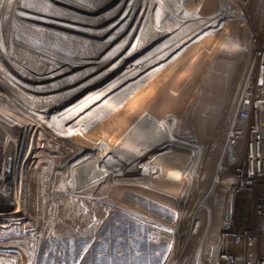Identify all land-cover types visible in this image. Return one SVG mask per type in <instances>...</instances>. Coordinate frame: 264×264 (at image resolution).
I'll return each instance as SVG.
<instances>
[{"label":"rangeland","instance_id":"rangeland-1","mask_svg":"<svg viewBox=\"0 0 264 264\" xmlns=\"http://www.w3.org/2000/svg\"><path fill=\"white\" fill-rule=\"evenodd\" d=\"M44 1L52 11L55 1ZM22 3L0 0V32L5 37L15 31L12 18L18 13L31 31L32 25L38 27L37 33L45 36L39 40L45 41L37 42L41 52L22 51L24 60L17 65L3 62L9 73L3 69L0 78L13 74V83L24 85L21 93L29 106L21 104L14 86L0 82V87L26 110L32 112V105L51 108L44 111L46 119L36 118L48 129L49 150L59 149L36 148L30 153L35 161L20 163L21 184L11 183L17 187L12 194L17 205L1 202L0 207V264H196L203 237L200 264L206 256L217 258L223 217L215 206L225 214L224 193L237 169L222 150L235 118L240 81L260 59L257 51L264 50V0H97L84 1L79 10L57 7L59 14L48 15L40 11L44 2L28 0L27 9L37 7L39 13L25 14V19L18 11ZM22 74L32 76L35 84ZM61 85L62 90L55 88ZM151 125L162 128V138L159 130L149 133L157 143L173 130L172 157H183L164 164L182 173H125L133 166L138 172L139 160L132 155L139 152V135ZM164 151L161 146L156 153ZM220 165L227 168L220 175L223 185L206 199L203 188ZM5 169L3 165L0 175H6ZM27 173L43 203L41 208L37 195L36 201L30 197L35 213L25 212ZM182 194L187 203L180 220L174 215L175 198ZM258 196L264 202V188L235 197V229L255 226L251 212ZM202 205L213 207L212 220L209 224L201 216L193 234L199 217L191 218V229L185 217ZM157 233L162 239L152 244ZM207 246L210 252L204 256Z\"/></svg>","mask_w":264,"mask_h":264},{"label":"bare ground","instance_id":"bare-ground-1","mask_svg":"<svg viewBox=\"0 0 264 264\" xmlns=\"http://www.w3.org/2000/svg\"><path fill=\"white\" fill-rule=\"evenodd\" d=\"M36 1H38V3H41V2L45 3V4L43 3L44 6H41V10H40L41 12H44L46 14L49 11V12L54 13V14H59L60 11L57 10V9H59L57 7L62 6V8H60L59 10H61V9L63 10V8H65V9L72 8V10L73 9L79 10V8H82V4L84 1L91 4V2L97 1V0H64V1L63 0L62 1L61 0H54L55 2H52V4H54L52 11H50V9H49V5L51 3H47L44 0H36ZM101 1L103 3H105V0H101ZM175 1L179 2V0H175ZM173 2H174V0H173ZM27 5H28V0H23V3L21 4V6L18 9V11H21L24 13L23 18L25 16V14H26V16H28V14H30L31 12L33 14L38 15L37 13H39V11L36 12V10H35V8H37V7H34V10L32 11V10H29L30 8L27 9ZM29 6H30V4H29ZM90 7H92V6H90ZM94 7H95V5H94ZM38 9H40V7H38ZM91 11H93V10H91ZM12 13H14V12H12ZM82 13H85V12L83 11ZM41 14H43V13H41ZM46 15H48V14H46ZM6 16L8 17V14H6ZM37 20L39 21V19H37ZM10 23H11V20H10ZM30 24H32V23H30ZM44 24H46V23H44ZM11 26H12L11 31H13V30H15V31L12 33L11 32L7 33L8 30H6L7 35L5 37L3 35L4 32H2V33L0 32V40L4 41V48L0 50V71H3V69H4V71L6 73H9V72L6 71L7 69L5 70L6 64L3 65V62H5L7 60H11L12 62H14L13 64H16L17 62L20 63L19 60H24L23 58H21V54L23 55L22 51H26V53H27L26 49H32L33 51H40L39 48L36 49L37 42L42 41L43 38L39 40V37L44 36V35L37 33L36 30L38 29V27L37 26L35 27V25H32V26H34V28H33V31H31L30 28L27 27V25L25 23H23L22 17H20L18 15V13H16V15L14 16V19L12 18V25ZM4 28H5V24H4ZM210 28H212V27L210 26ZM8 29H10V28H8ZM18 32L22 33V34L25 33V34L22 37L21 34H18ZM46 33L48 34L47 36H51L50 31L46 30ZM66 39H68V38H66ZM43 41H45V40L43 39ZM47 42H52V41H47ZM56 43H58L57 40H56ZM45 51H47V50H45ZM42 52H43V50H42ZM58 52L60 53L61 51H56V53H58ZM48 57L53 58L52 56H48ZM40 61H45V60L41 59ZM35 64H37V63H35ZM54 73H56V72L54 71ZM22 75H24V77H25L24 79L22 77V79L26 80V81L28 80L27 81L28 84H30L32 86H33V84H35L34 83L35 81L33 82L32 76L29 77V75H27V76H25V74H22ZM34 79H36V78H34ZM13 80H14L13 74L8 79H7V77L6 78L5 77L0 78V82L4 83L6 86H8V87L14 86L12 89L16 92L15 95L18 98V100L21 101L22 105L23 104L28 105L27 104V102L29 103L28 98L24 97L21 93V92H23L22 88L24 87V85L22 86L21 83H19L20 85L14 84ZM52 80H54V79H52ZM34 86H36V85H34ZM55 88H59L62 90V85H61V87L58 86ZM40 89H42V88H40ZM7 90L0 87V143L2 145L1 146L2 149L0 148V172L3 169V165H4V167H6V169H5L6 175H0V190H3V192L0 191V207L3 204L1 202H8V203L12 202L13 207H14V205H17L18 197L17 196L15 197L12 195V194H14L15 191H17V187L15 188V186H12L11 183H20L21 184L20 178H19V180H17V176H18L17 171L21 168L20 163L22 164L24 160H26V163H30L32 160L33 161L36 160L37 157L33 158L32 155H30L31 152H35L36 148L39 149L38 151H45L46 150L48 152H57V150L59 149L58 147H53L51 150H49V138L47 136V130L48 129L36 118V116L37 117L40 116V117L46 119L47 116L45 115L44 111H46V112L51 111V108H46L45 107L46 105L45 106L43 105L46 108V110H43L41 107L42 105L37 106V107L35 105H32V112L30 110H26V109L21 107L20 103L17 102L14 99V97L11 96L10 93H8L9 90L8 91ZM23 94L31 96L27 92H24ZM34 98H35V96H34ZM57 101H58V99H57ZM67 111H69L68 113H70L72 110H67ZM67 111H61V112L63 113V112H67ZM61 112H59V114H61ZM32 113H35V115H33ZM57 116H58V113L54 115L55 118H57ZM49 121H51V120H49ZM75 121H77V118L75 119ZM51 122H53V121H51ZM72 122H73V120H72ZM54 124H56V123H54ZM58 125H59V123H58ZM68 125H66L65 123L62 124V126L66 127V128L68 127ZM158 130L161 132V138H162V136H163L162 128L159 129L157 127H154V125H151L148 130L143 129L141 135H139V137H141V140L139 139V144H140L139 145V152L136 155H132L133 157H137L138 158L137 160H139L136 162L137 164H139V170H138V172H136V169H134L136 167L133 166V167H131V169L127 168L129 170H126L125 173H148L149 176L154 175L156 177H158L157 173H163L165 175H169V174L174 175L175 171L169 170L168 166H165L164 163L167 164L169 161H171V159L172 160L173 159L174 160L181 159L183 157V155L182 154L181 155H175L174 158L172 157V155H173L172 154V148L170 146H171V144L176 143V141H177L176 139H174V137L172 135L173 130H171V132L169 134V138H167V139L165 138V140H163L162 142H160L161 138L158 141V143H157V140L155 141V138L149 140V138H148V137H150L149 133L156 131V134H157ZM37 132L40 133L39 136H37ZM146 134H149V135H146ZM165 134H167V131ZM143 135L145 136L144 139L145 140L147 139L146 141H144L142 139ZM38 145H43V147L42 146L38 147ZM161 146H163V149L165 151L162 154L158 155L156 152H157V149H159V147H161ZM182 146H185V145H182ZM1 151L3 152L4 155L1 154ZM161 151H163V150H161ZM193 152H194V150H193ZM97 154L101 155V153H97ZM193 155L195 158L197 157V155L195 153ZM24 156H25V158H24ZM122 158H124V157H122ZM134 161H136V160H133L131 162H134ZM160 162H163V165L160 164ZM177 173H182V172L176 171L175 174H177ZM145 175H146V178L148 179L149 176L147 177V174H145ZM30 176L33 177V175H29V173H27L23 177V182L29 181L28 185H27V190L25 192L26 193L25 212L26 213H35L36 210H33V207L32 208L30 207V204L34 205V202L32 203L31 201H29L30 197L33 201H36V195H37V197H38L37 205L38 206L41 205V208H43L42 207L43 203L40 199L39 193L37 192L38 191L37 188L35 189V184L29 179ZM37 177H38V175L35 176L36 180H37ZM166 180H168V179H164L163 181H166ZM4 193H6V194H4ZM42 193H43V195L42 194L41 195L44 198L45 195H44L43 190H42ZM8 194H10V198H8V197L5 198V195H8ZM59 196L61 197L62 195L59 193ZM68 198L70 199L69 200L70 202L74 200V198L72 196H70ZM8 203H6V204H8ZM9 206H10V204L8 205V207ZM35 206H36V204H35ZM60 207L61 206L56 205V210L59 211L61 209ZM46 208H48V207H46ZM69 208L72 209L73 207L69 206ZM55 226L56 225L54 224L53 229ZM41 234H43V233H41Z\"/></svg>","mask_w":264,"mask_h":264},{"label":"built area","instance_id":"built-area-1","mask_svg":"<svg viewBox=\"0 0 264 264\" xmlns=\"http://www.w3.org/2000/svg\"><path fill=\"white\" fill-rule=\"evenodd\" d=\"M256 56H260V59L252 64L240 81L235 118L227 128L222 150L224 159L237 164L236 172L226 188L229 198L236 197L243 191L252 194L254 190L264 188V50L257 51ZM238 151L243 152L242 157L238 156ZM226 170L222 165L216 169V176L204 191L206 199L214 196L223 185L220 175ZM186 198L187 194L175 198L180 220L184 216ZM256 200L258 204L254 205L251 212L255 219L253 228L235 229L231 218L222 224L218 264H264V202L262 196H258ZM203 213L209 217L210 210L207 206L194 208L192 218H199L193 224V234L197 233L198 220ZM161 239L157 233L151 236L150 241L158 244ZM169 242L173 243V238Z\"/></svg>","mask_w":264,"mask_h":264},{"label":"crops","instance_id":"crops-1","mask_svg":"<svg viewBox=\"0 0 264 264\" xmlns=\"http://www.w3.org/2000/svg\"><path fill=\"white\" fill-rule=\"evenodd\" d=\"M206 188H208V186H205L204 188H203V190L205 191V189ZM215 194H217V192L215 193ZM234 198L235 197H230L229 198V194L226 192V193H224V199H226V205H225V214L223 213V212H221L220 211V206H219V204L217 205V206H215L216 207V210L218 211V213H221V215H222V217H223V223L225 222V221H228L229 220V218H231L232 219V221H233V224H234V203H235V200H234ZM229 199H230V201H229ZM222 201H223V199H222ZM208 208H209V210H210V215H209V217H207L206 216V214H204L203 213V215H202V217H207V219L209 220V224L211 223V220H212V216H213V207L210 209V207L209 206H207ZM192 212H194V210H191V211H189L188 213H187V216L185 217V219H188L189 221H188V227L191 229V225H192V221H191V218H192V215H193V213ZM174 215H175V217L176 218H178V214H176V212L174 213ZM174 217V218H175ZM175 221H176V219H175ZM222 223V224H223ZM208 226V225H207ZM207 233V232H206ZM198 240H200V242H202V243H200V247H201V249H200V251H198L197 252V254H196V257L198 256V253H200V256H199V258L197 257V262H196V264H200V262H201V251H203L202 250V248H203V242L204 241H202V240H205V237H203V238H199ZM218 247H219V238H218ZM207 248V249H206ZM205 249H204V256H205V253L207 252V251H209L210 252V247H206ZM217 255H218V252H217ZM202 261H203V259H202ZM141 261H139V263H140ZM138 263V264H139ZM218 263V257L217 258H215V259H211V261H209V258L206 256V258H205V260H204V262H203V264H217ZM142 264H144V263H142Z\"/></svg>","mask_w":264,"mask_h":264},{"label":"water","instance_id":"water-1","mask_svg":"<svg viewBox=\"0 0 264 264\" xmlns=\"http://www.w3.org/2000/svg\"><path fill=\"white\" fill-rule=\"evenodd\" d=\"M263 226V225H262Z\"/></svg>","mask_w":264,"mask_h":264}]
</instances>
